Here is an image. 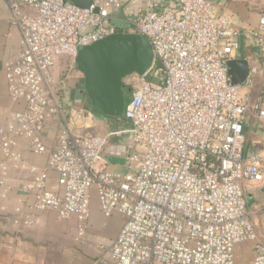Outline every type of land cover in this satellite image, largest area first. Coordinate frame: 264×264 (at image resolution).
I'll return each instance as SVG.
<instances>
[{
	"label": "built area",
	"instance_id": "2783aa9c",
	"mask_svg": "<svg viewBox=\"0 0 264 264\" xmlns=\"http://www.w3.org/2000/svg\"><path fill=\"white\" fill-rule=\"evenodd\" d=\"M5 1L22 34L19 58L5 67L7 87L23 109L0 127V146L4 159L30 176L11 223L31 227L37 213L54 211L61 219L76 216L83 236L95 187L103 215L124 218L109 248L115 264H237L235 248L245 241L254 243L252 264H264L245 186L264 181V151L248 149L245 134L251 121L264 125V81L252 99L258 68L248 57V79L233 85L227 66L244 58V36L264 48V12L258 26L244 32L217 12L214 0H163L121 24L111 18L124 0H94L87 7L68 0ZM23 6L36 12L23 13ZM120 32L145 35L155 55L150 70L126 78L131 95L123 116L130 125L105 135L77 134L80 116L65 111L50 69L64 56L75 63L80 47ZM56 118L65 124L51 149L43 133ZM121 135L135 149L124 171H110L104 149ZM21 139L47 156L45 166L26 160ZM51 172L58 189L49 186ZM8 179L1 163L3 213L13 190Z\"/></svg>",
	"mask_w": 264,
	"mask_h": 264
},
{
	"label": "crops",
	"instance_id": "0c3cea01",
	"mask_svg": "<svg viewBox=\"0 0 264 264\" xmlns=\"http://www.w3.org/2000/svg\"><path fill=\"white\" fill-rule=\"evenodd\" d=\"M162 1L124 0L123 8L112 15L111 21L121 24L125 18ZM214 6L217 12L232 18L235 28L244 32L257 27L261 14L264 12V0H214ZM22 12L34 14L36 10L23 6ZM21 38V30L12 21L9 6L5 0H0V127L5 124L11 113L23 109L21 102L15 103L10 97L5 72L6 64L15 62L19 58L22 51ZM244 48L248 50L244 58L249 57L251 62H254V66L258 68L260 75H263L256 60L264 55V48H255L250 36L242 37L241 52ZM79 110L77 114L82 117L81 124L78 121L81 128L89 129L101 123L102 120L95 118L96 115L90 111L83 108ZM64 124L65 122L56 118L46 126L43 139L51 149L57 146L59 133ZM124 146L126 145L117 139L108 142L104 149L108 170L124 171L126 169L131 149L124 148ZM18 150L31 163L40 166H45L47 163V156L31 152L28 142L24 139L19 141ZM1 163H4V169L13 190L8 201L9 211L4 213L0 211V264H115L109 255V248L118 236L124 218L118 213L110 217L103 215L95 188L92 189L91 216L83 236L79 235V222L76 216L61 219L54 211L37 213V221L31 227L16 228L10 221L14 215L13 208L20 204L24 197L22 187L30 180V176L28 172L17 170L11 162L6 161L0 146ZM49 186L52 189L59 188L55 172L50 173ZM245 186L246 192L256 188L251 184H245ZM253 197L252 212L256 214L260 211L257 209L262 208L264 201L254 194ZM32 201L33 198L30 196L28 205H31ZM262 237L264 238V235ZM263 238L261 239L264 241ZM254 255V243L237 244L235 248L237 264H252Z\"/></svg>",
	"mask_w": 264,
	"mask_h": 264
},
{
	"label": "water",
	"instance_id": "95a60500",
	"mask_svg": "<svg viewBox=\"0 0 264 264\" xmlns=\"http://www.w3.org/2000/svg\"><path fill=\"white\" fill-rule=\"evenodd\" d=\"M68 1L87 7L94 0ZM154 57L148 38L136 33H115L80 47L76 65L83 74L81 88L88 97L93 114L102 119L122 117L131 93L127 90L130 86L125 78L132 73L144 74L150 70ZM227 66L231 83L243 85L250 75V61L235 58L228 60ZM255 190L264 199V181Z\"/></svg>",
	"mask_w": 264,
	"mask_h": 264
},
{
	"label": "rangeland",
	"instance_id": "374dc122",
	"mask_svg": "<svg viewBox=\"0 0 264 264\" xmlns=\"http://www.w3.org/2000/svg\"><path fill=\"white\" fill-rule=\"evenodd\" d=\"M247 52L248 50L245 48L244 50H242L241 53L243 54V57L246 56ZM256 61H257V64L260 66L261 68L260 71L262 72L263 75H260L259 73L255 80V83L253 85L252 99H254L257 94L258 87L260 84L259 82L264 81V55L259 57V59ZM251 64L254 65V62H252ZM50 74L53 77L52 86L54 87L58 98L63 102L64 109L67 113L70 114L72 113V110H73L77 114V111L80 112L79 109L83 108V109H86L87 111H90V113L93 114L91 104L88 100L87 95L81 96L79 93V89H80L79 84L81 83L83 79V74L77 68L76 62L74 63L72 59L69 57H65V56L61 57L57 65L50 69ZM96 117L97 116H95V118ZM67 118H68V115H67ZM97 118L102 120L101 123L94 125L93 127H90L89 129H84V128L79 127V129L75 130V132L80 135H85V134L105 135L110 130H115L118 128L115 126L114 121L111 122L108 119H102L99 117ZM80 121H82V117H79V122ZM245 134H246L247 148L251 150L264 151V125H262V123L256 120L251 121L250 125L247 127ZM111 138L120 140V143L127 146V147L124 146V148L135 149L134 148L135 144L132 143L130 139H128L127 135L112 136ZM111 138L109 142L113 140ZM92 189H91V198H92ZM253 194L256 197L262 199V201H264L262 195L259 194L256 190H252V191L247 190L248 202L250 206L249 210L251 212L254 209V207L252 206L253 200H254ZM257 210H260V211H257ZM257 210H256L257 213L254 215V220L256 222L257 232H259L261 238H263L262 236L264 235V212L262 211L260 207ZM248 242L253 243L252 241H245L242 243L246 244Z\"/></svg>",
	"mask_w": 264,
	"mask_h": 264
},
{
	"label": "trees",
	"instance_id": "16d2710c",
	"mask_svg": "<svg viewBox=\"0 0 264 264\" xmlns=\"http://www.w3.org/2000/svg\"><path fill=\"white\" fill-rule=\"evenodd\" d=\"M127 90L129 92H131L130 88H127ZM129 98L130 97L128 95L126 102L129 100ZM108 120H110L111 122L114 121L115 122V126L118 127L117 129H119V128H126L129 125V123L127 122V120H126V118L124 116H122L120 118H108ZM111 131H113V130H111Z\"/></svg>",
	"mask_w": 264,
	"mask_h": 264
},
{
	"label": "flooded vegetation",
	"instance_id": "af4514ba",
	"mask_svg": "<svg viewBox=\"0 0 264 264\" xmlns=\"http://www.w3.org/2000/svg\"><path fill=\"white\" fill-rule=\"evenodd\" d=\"M81 83H82V81H81ZM81 83L79 84V86H80L79 93H80L81 96H84V95H86V93L83 92V90L81 88ZM79 93H78V95H79ZM130 95H131V93L129 94V97H130Z\"/></svg>",
	"mask_w": 264,
	"mask_h": 264
}]
</instances>
